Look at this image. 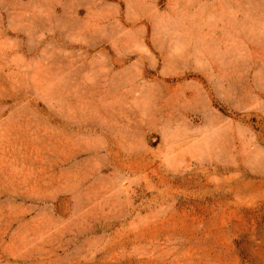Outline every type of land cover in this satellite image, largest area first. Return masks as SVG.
<instances>
[{"label": "rangeland", "instance_id": "374dc122", "mask_svg": "<svg viewBox=\"0 0 264 264\" xmlns=\"http://www.w3.org/2000/svg\"><path fill=\"white\" fill-rule=\"evenodd\" d=\"M0 264H264V0H0Z\"/></svg>", "mask_w": 264, "mask_h": 264}]
</instances>
